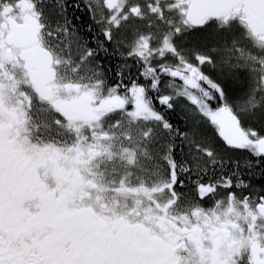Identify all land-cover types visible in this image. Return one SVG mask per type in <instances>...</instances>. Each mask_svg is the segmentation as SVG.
Wrapping results in <instances>:
<instances>
[{"label":"snow or ice","instance_id":"obj_1","mask_svg":"<svg viewBox=\"0 0 264 264\" xmlns=\"http://www.w3.org/2000/svg\"><path fill=\"white\" fill-rule=\"evenodd\" d=\"M0 264H264V0H0Z\"/></svg>","mask_w":264,"mask_h":264}]
</instances>
